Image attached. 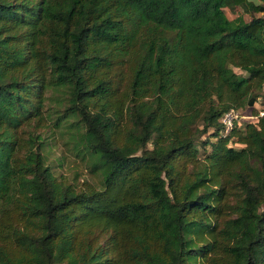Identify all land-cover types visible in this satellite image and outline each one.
<instances>
[{"label":"trees","instance_id":"16d2710c","mask_svg":"<svg viewBox=\"0 0 264 264\" xmlns=\"http://www.w3.org/2000/svg\"><path fill=\"white\" fill-rule=\"evenodd\" d=\"M258 15L256 0H0V264H264ZM233 110L253 118L226 134ZM46 128L99 185L54 173Z\"/></svg>","mask_w":264,"mask_h":264},{"label":"rangeland","instance_id":"374dc122","mask_svg":"<svg viewBox=\"0 0 264 264\" xmlns=\"http://www.w3.org/2000/svg\"><path fill=\"white\" fill-rule=\"evenodd\" d=\"M257 3L263 4V0H256ZM226 14L228 18L231 20L237 18L242 15V11L238 8L234 10L226 9ZM264 16V15H258ZM247 20H250L251 17L245 15ZM259 103L264 106V98L259 100ZM240 115L243 120L252 121V117L250 116V112L246 110L240 111ZM46 132V142H45V154L48 157V163L50 164L52 170L57 176H64L68 180L74 183H83L84 181H89L95 183L97 185L100 184V176L91 175L90 169L88 168V161L84 159L82 152L79 150L78 146L71 139V136L65 131L52 130L49 128L44 129ZM205 135L204 139L210 135ZM231 146H235L237 148L242 147L239 144H232ZM210 147H208V151ZM201 156H205V150L200 149Z\"/></svg>","mask_w":264,"mask_h":264},{"label":"built area","instance_id":"2783aa9c","mask_svg":"<svg viewBox=\"0 0 264 264\" xmlns=\"http://www.w3.org/2000/svg\"><path fill=\"white\" fill-rule=\"evenodd\" d=\"M263 116H264V112L260 114V117ZM240 120H243V118L240 115V112L233 110L225 114V116L222 118V123L225 126V133L229 134L234 129L235 123Z\"/></svg>","mask_w":264,"mask_h":264}]
</instances>
